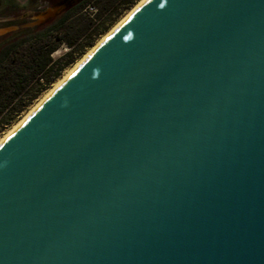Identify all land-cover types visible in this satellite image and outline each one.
<instances>
[{"label":"water","instance_id":"obj_1","mask_svg":"<svg viewBox=\"0 0 264 264\" xmlns=\"http://www.w3.org/2000/svg\"><path fill=\"white\" fill-rule=\"evenodd\" d=\"M0 264H264V0H144L99 42L0 143Z\"/></svg>","mask_w":264,"mask_h":264},{"label":"trees","instance_id":"obj_2","mask_svg":"<svg viewBox=\"0 0 264 264\" xmlns=\"http://www.w3.org/2000/svg\"><path fill=\"white\" fill-rule=\"evenodd\" d=\"M136 2L80 0L39 25L20 29L1 39L0 133L10 127L50 88L66 67L75 63L93 46L95 39ZM63 45L67 50L53 58Z\"/></svg>","mask_w":264,"mask_h":264},{"label":"rangeland","instance_id":"obj_3","mask_svg":"<svg viewBox=\"0 0 264 264\" xmlns=\"http://www.w3.org/2000/svg\"><path fill=\"white\" fill-rule=\"evenodd\" d=\"M140 0H137V2H139ZM137 2L135 3V4H137ZM135 4H134V6H135ZM42 5H43V0H0V14L1 15H11L10 16V18L11 17H14V16H18V18H25V19H28V20H32V16L34 15V14H36V13H38L37 11H38V9H40L41 7H42ZM41 6V7H40ZM50 7H52V5L50 6ZM50 7H48V8H50ZM48 8H46V9H48ZM132 8V7H131ZM131 8H129L128 10H125L118 18H116L114 21H113V23L111 24V26H109V28L105 31V32H103V34H101L100 36H98L96 39H95V42H94V44H93V46L97 43V41L104 35V34H106L121 18H123L125 15H126V13L131 9ZM45 9V10H46ZM89 10H92V9H89ZM44 11V10H43ZM39 12H41V11H39ZM9 18V19H10ZM93 46H91V47H93ZM90 47V48H91ZM89 48V49H90ZM89 49H87L86 51H85V53L89 50ZM67 50V47L66 46H61L54 54H53V58H57L58 56H60L61 54H63L65 51ZM84 53V54H85ZM83 54V55H84ZM82 55V56H83ZM81 56V57H82ZM80 57V58H81ZM80 58H78L76 61H75V63L80 59ZM75 63H73V64H71V65H69L68 67H66L64 70H63V72H62V74H61V76L59 77V78H61L63 75H65V73L75 64ZM58 78V79H59ZM57 79V80H58ZM56 80V81H57ZM55 81V82H56ZM54 82V83H55ZM53 83V84H54ZM53 84L50 86V88L53 86ZM49 88V89H50ZM48 89V90H49ZM48 90H46L43 94H41V96H39V98L38 99H36L28 108H27V110H25L22 114H21V116L19 117V118H17L11 125H10V127H8V128H6L4 131H2L1 133H0V138L9 130V129H11V127L27 112V111H29V109L48 91Z\"/></svg>","mask_w":264,"mask_h":264},{"label":"bare ground","instance_id":"obj_4","mask_svg":"<svg viewBox=\"0 0 264 264\" xmlns=\"http://www.w3.org/2000/svg\"><path fill=\"white\" fill-rule=\"evenodd\" d=\"M144 0H140L133 8H131L126 15L121 18L105 35H103L98 42L89 49L85 55H83L61 78H59L53 86L27 111L12 127L9 129L1 138L0 143L7 137L19 124L55 89L57 88L68 76L72 73L73 69L80 64L87 56L91 53V51L96 47V45L101 42L106 36H108L112 31H114L126 18L127 16L133 12Z\"/></svg>","mask_w":264,"mask_h":264},{"label":"flooded vegetation","instance_id":"obj_5","mask_svg":"<svg viewBox=\"0 0 264 264\" xmlns=\"http://www.w3.org/2000/svg\"><path fill=\"white\" fill-rule=\"evenodd\" d=\"M59 0H43V5L40 9H38L37 12L43 11L46 8L50 7L51 5H55ZM11 15H1L0 14V28H6V27H16L15 30H11L9 32H6L2 35H0V40L4 37L24 28H31L33 26H25L29 23H32V20H28L25 18H18V16L11 17ZM10 18V19H9ZM35 26V25H34Z\"/></svg>","mask_w":264,"mask_h":264}]
</instances>
